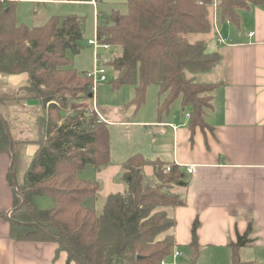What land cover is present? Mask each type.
I'll return each mask as SVG.
<instances>
[{
	"label": "trees",
	"instance_id": "1",
	"mask_svg": "<svg viewBox=\"0 0 264 264\" xmlns=\"http://www.w3.org/2000/svg\"><path fill=\"white\" fill-rule=\"evenodd\" d=\"M16 3L0 1V75L27 74V98L41 102L47 113L41 120L47 121L25 182L18 186L21 199L11 215L12 239L56 242L77 264H161L178 247L173 236L160 239L176 226L161 209L186 205L181 193H171L165 186L187 187V173L174 163L136 154L122 165L123 192L108 195L98 207L85 206L88 199L98 198L102 184L82 180L78 172L87 165L96 171L111 165L109 125L97 115L94 121L74 117L68 125H59L70 101L93 97V81L78 73L67 56L81 52L85 20L76 15L53 16L42 26L29 28L18 24ZM126 5L125 15L105 18L97 13L99 42L121 49L120 56L106 63L118 74L113 88L134 86L131 105L139 109L147 89L156 86L164 98L160 116L179 102L189 114L190 130L204 128L205 111L210 107L204 101L211 100L217 85L199 82L196 75L209 73L221 61L220 54L208 51V39L212 34L215 38L213 11L220 22L238 27L240 11L264 7V0H127ZM80 82L82 86L77 85ZM27 144L9 136L0 116V152L12 155V171L16 172L21 148L24 145V153ZM86 147L94 148L93 157L80 151ZM147 166L155 170L151 177L144 173ZM35 197L51 199L53 207L37 209ZM198 228L196 220L188 245L194 256L200 248ZM250 231L231 244L234 251L251 242ZM232 264H242L237 254Z\"/></svg>",
	"mask_w": 264,
	"mask_h": 264
},
{
	"label": "crops",
	"instance_id": "2",
	"mask_svg": "<svg viewBox=\"0 0 264 264\" xmlns=\"http://www.w3.org/2000/svg\"><path fill=\"white\" fill-rule=\"evenodd\" d=\"M49 2L66 3L62 0L40 3ZM240 16L238 27L229 22L222 23L219 19L218 29L226 40L225 45L218 46L213 34L208 39L209 53L220 54L221 61L209 73L200 74L203 80H198L217 85L211 94L210 107L205 111L206 126L197 127L192 132L189 114L184 113L181 103L177 102L171 106L175 108L174 112H167L171 118L168 124L158 121L156 125L152 123L149 126L154 128V133L164 129V137L153 138L152 141L167 145L166 151L155 148L154 157L150 160L174 163L183 170L188 165L197 167L195 175H187L188 186L178 188L186 205L161 209L176 221V226L160 239L173 236L177 250L186 248L192 253L188 245L192 241L193 223L197 220L199 253L208 252L209 257H228L227 264H232L235 254L242 264H264V7L241 10ZM251 32H254L253 37L249 36ZM120 55L121 49L118 50ZM28 83L27 74L0 76V116L9 136L18 142H26V131L34 132L33 125H36V116L15 114L10 104L14 100L23 102L26 110L35 108L30 106L34 99L20 96L21 93L26 94ZM39 104L37 114L43 110L40 101ZM11 119L15 125L9 124ZM143 124L118 120V125L141 129ZM145 128L148 129L147 126ZM38 149L36 142L28 143L24 148L25 159L32 160ZM129 158L118 162L114 175L118 172V176H122V165ZM13 161L11 154L0 152V264H77L69 260L66 251L59 250L56 242H19L12 239L11 215L18 199H21L18 186L25 182V179L22 182L17 180L16 172L12 171ZM146 168L149 175L153 168ZM92 171L102 170L96 171L87 165L78 172V178L85 180L81 178L82 174ZM123 190V186L110 183L105 189L102 187L99 194L104 199ZM36 199L33 200L35 206ZM92 200L90 198L86 202ZM249 228L251 242L234 251L231 244H235Z\"/></svg>",
	"mask_w": 264,
	"mask_h": 264
},
{
	"label": "rangeland",
	"instance_id": "3",
	"mask_svg": "<svg viewBox=\"0 0 264 264\" xmlns=\"http://www.w3.org/2000/svg\"><path fill=\"white\" fill-rule=\"evenodd\" d=\"M126 1L127 0H103L97 6V13H100L101 16L105 18H111L114 13L125 15L128 13ZM95 12L96 11L93 6L79 3H16V18L18 24H23L29 28L42 26L53 16H58L60 19L69 15H76L84 18L85 30L83 48L78 55H73L70 52L67 53V56L72 62L73 68L76 69L78 73L83 75L94 71L96 53H98V55L102 58V61H104V64H106L109 63L111 59L118 56V50L120 51L119 47L112 46L108 52L102 48L95 51L93 47L89 46V40H93L96 35L95 29L97 27V22ZM100 22L101 18L98 23L100 24ZM219 26L220 24L218 27ZM210 48L214 50V47L211 45ZM117 76L118 74L113 68L106 66L107 82L102 83L99 79L95 82L94 97L90 98V96H83V98L78 97L75 100L70 101L69 110L71 111L63 113L61 115L62 119L59 121V125H68L71 118L75 117L77 120L89 122V120L94 121L95 118H93V115H97L99 119H103H101L103 124L106 126L109 125L111 165L101 172L92 171L88 174H82L81 176V178H84L85 180L99 181L104 189L109 186L110 183L115 186L121 185L123 188L125 187V183L121 180L122 176H118V172L114 175L116 169L118 168V162L122 163L124 160L137 153H142L146 159L150 160L154 157L153 152L155 148H161L163 151L167 150L166 143L156 144L152 141L153 138L162 139L165 133L164 129H162L159 133H154V128H149V126L152 123H154L153 125H156L158 121H162L165 124H168L171 121V118L167 116L168 111L163 112L161 116L159 115V107L164 98L159 97V89L156 86H150L147 89L145 103L141 106V108L136 109L135 106L131 105L136 95L135 87L123 86L120 89H114L112 83L115 81ZM196 77L197 80H203L200 74L196 75ZM138 84L139 79L137 85ZM77 85L82 86L83 83L80 82ZM0 87L2 88V86ZM25 95V93L20 94L21 97ZM0 97H2L1 94ZM13 98L14 97H12V99ZM210 102L211 100L209 101V99H206L204 104L208 106ZM10 104L14 108L15 114H27L28 117H31V115L36 116V125H33L34 132L27 130L24 138L27 140L25 143L34 141L38 144V140L43 138V126L45 127L44 123L47 121L46 119L41 120V117L45 118L47 116L45 111L42 110L37 114V107L40 105L39 101L35 100L30 102V106L35 107L33 110H26L23 102L11 100ZM97 108L99 111H97ZM169 110L170 113H173L175 108L172 107ZM130 112L131 114L129 117H125V115ZM105 119L113 123H108ZM122 119L128 122H143L144 124L142 129L137 126L118 125V120ZM16 120H18V117H16ZM9 124L15 125L12 119ZM145 126H147L148 129L145 128ZM11 131L17 132L16 129ZM15 139L17 138L15 137ZM153 145L154 147L152 150ZM23 147L24 145L21 148V161L18 163V167L16 169L17 180L19 182H22L26 178L29 165L32 161L25 159V155L22 153ZM92 149L94 148L86 147L84 150L80 151L84 152L85 155L88 154L89 157H93L94 154ZM75 151L79 152L78 150ZM110 168L111 170H109ZM90 169L93 168L91 167ZM146 170L147 168L144 169V173L148 175ZM154 173L155 170L153 169L148 176L151 177ZM152 186L155 188L161 187L160 184L156 185L154 183H152ZM168 187L171 188L170 191L168 190L171 193L180 192L177 186L166 185L165 189ZM168 191L166 192L169 193ZM99 196L91 202H86L85 206L98 207L101 205L103 199L101 198V194H99ZM36 201V206L39 210H49L53 207L52 200L47 197H37ZM178 252L180 256L172 254L164 260L165 264H227L229 260L228 257H209L208 252H200L198 255L194 256L186 248L178 250Z\"/></svg>",
	"mask_w": 264,
	"mask_h": 264
},
{
	"label": "built area",
	"instance_id": "4",
	"mask_svg": "<svg viewBox=\"0 0 264 264\" xmlns=\"http://www.w3.org/2000/svg\"><path fill=\"white\" fill-rule=\"evenodd\" d=\"M1 2H44L45 0H0ZM103 0H72L70 3H79V4H85L89 6H93L95 9V18L97 22V6L100 2ZM217 1V0H215ZM216 8V7H215ZM212 19H213V27H214V32H215V38L214 41L217 43L218 46L225 45L226 40L222 37L221 33L219 32L218 29V23H219V15L217 11L214 9L213 14H212ZM97 26V24H96ZM95 33H97V27L95 29ZM250 37L254 36V32H251L249 34ZM89 46L93 47L95 51L99 50L102 48L106 52L110 50L109 45L102 44L99 42L97 35H95V38L93 40H89L88 42ZM87 78L91 79L93 81L94 89H93V97H94V90H95V82L99 79L100 82L104 83L107 82V77H106V64H104V61H102V58L96 53L95 55V69L92 73H86ZM102 119V118H101ZM103 120V119H102ZM186 169L185 172L187 175L193 176L197 172V167L195 165H188L185 167ZM171 171L170 167L166 168V172L169 173ZM173 254L175 256H180L179 252L177 249L173 251ZM161 264H165L164 261H162Z\"/></svg>",
	"mask_w": 264,
	"mask_h": 264
},
{
	"label": "water",
	"instance_id": "5",
	"mask_svg": "<svg viewBox=\"0 0 264 264\" xmlns=\"http://www.w3.org/2000/svg\"><path fill=\"white\" fill-rule=\"evenodd\" d=\"M193 264H195V263H193Z\"/></svg>",
	"mask_w": 264,
	"mask_h": 264
}]
</instances>
